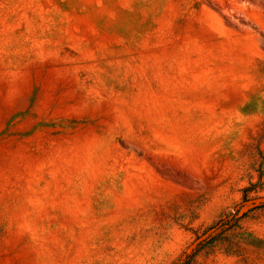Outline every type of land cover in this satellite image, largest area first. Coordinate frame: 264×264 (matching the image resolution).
Here are the masks:
<instances>
[{
	"label": "rangeland",
	"instance_id": "rangeland-1",
	"mask_svg": "<svg viewBox=\"0 0 264 264\" xmlns=\"http://www.w3.org/2000/svg\"><path fill=\"white\" fill-rule=\"evenodd\" d=\"M0 264H264V0H0Z\"/></svg>",
	"mask_w": 264,
	"mask_h": 264
},
{
	"label": "trees",
	"instance_id": "trees-1",
	"mask_svg": "<svg viewBox=\"0 0 264 264\" xmlns=\"http://www.w3.org/2000/svg\"><path fill=\"white\" fill-rule=\"evenodd\" d=\"M256 106L255 105H253L251 102H249V103H247L246 105H245V110L246 111H250V110H252L253 108H255Z\"/></svg>",
	"mask_w": 264,
	"mask_h": 264
}]
</instances>
